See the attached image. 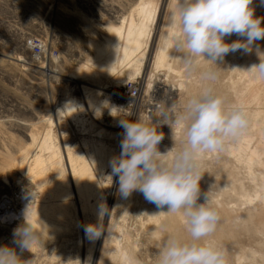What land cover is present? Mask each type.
<instances>
[{
	"label": "rangeland",
	"instance_id": "obj_1",
	"mask_svg": "<svg viewBox=\"0 0 264 264\" xmlns=\"http://www.w3.org/2000/svg\"><path fill=\"white\" fill-rule=\"evenodd\" d=\"M168 2L170 0H0V203L16 212L21 210L24 198L29 204L39 200L40 192L45 191L28 175L38 158L48 166L60 162V169L65 167L66 176L71 179L68 161L71 156L91 169L97 183V193L85 201L83 211L75 190L70 187L67 213L61 220H51L53 229L38 245H33L31 253H23L24 259L32 258L34 264H100L101 260L119 264L123 253L127 252L134 264H156L161 245L155 237L157 225L149 215L155 210L167 211V206L158 208L138 191L122 198L118 192V177L111 179L109 175L110 161L121 151L120 119L149 118V123L158 127L155 122L162 119L161 106L168 108L175 104L179 108L187 98L185 94L201 88L197 77H184L187 75L183 65H178V55L171 59L172 66L178 61L177 69L153 68L150 54L155 53L159 44ZM149 4L154 17L148 21L143 46L131 53V61L105 73L91 75L87 72L88 68H93L89 62L91 43L103 45L105 39L112 37L108 31L111 27L123 32L132 25L131 31H134V27L143 23V9ZM254 5L255 14L264 17L260 0H254ZM32 39L48 46L46 60L36 61L28 46ZM257 45L259 52L255 47L248 53L235 52L233 58L239 68L242 65L249 68L256 57L259 62L260 55H263L261 60L264 59V40ZM52 50L58 54L54 58L49 57ZM222 64L224 60L217 67H211L218 74L213 87L233 104L230 94L218 89L224 81ZM173 72L179 75L174 77ZM244 72L243 76L236 75V79L244 78L240 80L242 85L249 81L248 84L259 88L260 92L254 93L256 100L246 95L249 100L244 101L243 106L258 108L264 114V81ZM226 74L228 77L232 74L230 69L226 68ZM130 84L141 90L138 104L133 108L125 107L116 98ZM159 84L174 87V92L160 93ZM80 85L106 95L101 97L106 101L103 109L94 111L88 107L87 96ZM70 100H75L76 108L82 110L79 120L67 112L65 103ZM251 128L249 125L245 131L251 134V139L243 141L248 149L244 163L235 161L226 152L228 146L237 145L239 140L229 142L222 153H205L200 157L201 190L207 193L220 217L215 232L207 239L225 253L226 264L232 263L230 258L239 253L244 254V258L253 255L255 264L264 256V236L251 231V225L244 218L248 210L260 204L259 200L248 204L249 200L263 193L262 183L253 182L248 170L251 168L255 176L264 177V144L259 159L253 162L248 159L261 144L258 132ZM159 131L164 134L159 144L162 153L173 146L174 151L180 148L182 131L179 127L164 125ZM224 164L236 167L238 176L224 174V167L221 168ZM55 173L52 168L46 170L47 191ZM199 202H203V196ZM102 203L109 210L102 220L104 233L97 239H89L83 226L99 222L98 208ZM183 226L186 229L185 223ZM5 228L8 227H0V245L14 246L13 233Z\"/></svg>",
	"mask_w": 264,
	"mask_h": 264
},
{
	"label": "clouds",
	"instance_id": "obj_2",
	"mask_svg": "<svg viewBox=\"0 0 264 264\" xmlns=\"http://www.w3.org/2000/svg\"><path fill=\"white\" fill-rule=\"evenodd\" d=\"M264 5V0H260ZM254 0H176L170 12L166 49L179 54L189 77H197L200 90L182 104L159 108L161 120L154 126L149 118L120 119L123 138L121 151L110 161L109 178L118 177V192L128 198L140 192L158 208L167 206L168 214L184 218L190 240L170 235L156 256V264H226L225 253L209 241L220 219L207 193H202L200 157L205 153H222L229 142L238 140L249 126L248 113L242 104H229L216 93L213 84L218 74L210 66L202 68L201 59L217 65L229 53L259 52L258 41L264 40V17L255 14ZM238 39L228 43L226 38ZM256 80L264 81V60L247 68ZM175 125L182 131L180 148L159 150L164 139L159 129ZM169 153H173L169 156ZM203 196V202H199ZM28 210V209H27ZM109 210L98 208L99 222L83 226L89 239L103 233L102 220ZM40 242L27 219L13 231L14 246L0 245V264H34L24 259Z\"/></svg>",
	"mask_w": 264,
	"mask_h": 264
},
{
	"label": "bare ground",
	"instance_id": "obj_3",
	"mask_svg": "<svg viewBox=\"0 0 264 264\" xmlns=\"http://www.w3.org/2000/svg\"><path fill=\"white\" fill-rule=\"evenodd\" d=\"M168 3L169 5H168L167 13L165 15V20L163 19L164 22L162 25L159 44L156 48L155 53L150 54V58L153 59L152 61H153L154 69L167 68L170 71H172L173 68H175V66L177 67L178 65H181L182 63L178 59L179 58L178 57L177 60L180 61L179 62L180 64H178V61H174L175 65L173 64L174 66H172L171 62L172 60H174L173 58L174 57L176 58V55L179 56V54L175 53L172 49H166V36L170 32V29L168 27L169 15H170V12L175 7L176 0H170V2ZM150 6L151 5L149 4L146 8L143 9V19H144L143 23L139 27H134V31H131L133 29L132 25L128 29L123 30V32L119 31L118 29L114 27H111V28H108V31L110 34H112V37L105 39V43L103 45L97 44L95 46L94 43H91L90 48L92 50V57L89 62L91 64L90 66H92L93 68L92 69L88 68L87 72H89L91 75L101 74V73H105L108 71H112L117 66L119 65L121 66L131 61L130 60L131 53L132 52L134 53L139 47L143 46L144 36L148 28V21H151L154 17V11H152ZM236 39H238L236 35H233L230 38H226L228 43H231L232 41ZM234 54L235 53H229L227 56L224 57V65L222 64L224 66V79H223L224 81L220 82L218 89L226 94H230V97H232L234 100L233 103L244 105L243 102L246 100H249L247 96H251L254 100H256V98L254 97V93L257 95L260 92V89L257 87H254V85H249L248 84L250 83L249 81L247 82V84L245 82V84L242 85L243 83L240 82L241 79L244 80V78L242 77L241 79L239 78L236 79V75L243 76L242 74L245 73L244 71L248 68V66L246 65V67L243 68L244 65H242L239 68L238 66L239 64L236 63V60H235L236 58L235 59L233 58ZM262 56L263 55H260L259 62L262 59ZM259 62L256 57L254 59L253 64H258ZM201 65H202V68L214 66V65H209L207 61H203ZM226 68L227 70L230 69L232 73L229 77L226 74ZM174 72L170 74L173 75ZM180 72L182 73V71ZM177 74L178 72L176 73V75ZM176 75H173V76L175 77ZM225 76L227 77L225 78ZM63 77L67 79L66 76H63ZM184 77L188 78V76H184ZM199 83L201 84L200 81ZM191 87L192 86H190V89ZM199 87H196V89L191 90V92H189L187 96L185 94L184 97H188L192 94L197 93L200 90ZM79 88L85 91V94L88 99V107L91 110L100 111L101 109H103V105H104L103 103H105L106 101L103 102L104 99L102 98L103 99L102 100L101 97L106 96V95H103V93L101 92L94 91L88 87H85L84 85L83 86L80 85ZM157 89L160 93H172L174 92L175 88L170 87V85H165V84L160 85L159 84ZM250 101H252V99H250ZM75 103H76L75 100H70L69 102L65 103V105H66L69 116L74 119L79 120V115L82 113V110L80 111L78 108H76ZM105 105H108V104L106 103ZM105 108L113 112L110 109V107L105 106ZM245 110L248 113L249 125L252 127L251 129L253 132H258L259 141L261 143L250 154L248 158L250 162H253L256 159L260 158L261 148H262V145L264 144V138H263V135H264L263 115L264 114L263 112L259 111L258 108L254 110L250 108H245ZM247 138L251 139V134L249 132H245L238 139L239 141L237 145L231 144V146H228L229 148L226 150L228 156L230 155L231 157H233L232 159H235V161H239V162L242 161L244 163L245 152L248 149L245 146L243 141ZM202 159L203 158H201V160ZM68 161H69V166H70L71 179L67 178L65 167L62 170L60 169V165H61L60 162L52 163L48 166L47 163H45V161L42 160L41 158L36 159L34 168L28 175H30V178L34 180L35 182H37L39 188L45 192H40L41 196L40 198L38 197L39 200L34 203L29 204L27 203L25 198L24 199L22 198L23 199L21 203L22 208L20 211H16V212L15 210L7 209L8 206L6 204L0 203V227H2V225L7 226L8 228L7 229L5 228V230L8 233L9 232L13 233L14 229H16L19 225L24 223L25 213L27 211V219L34 226L35 231L38 234L39 241H42L50 233L49 231L53 229L51 220L52 219L61 220L62 216H64L65 213H67L66 212V206H67L66 198H67L68 190L70 189V187H73V189L75 190L77 197H78L79 206L81 210L83 211L85 209V205H84L85 201L97 193V190H96L97 183L95 180V176L93 172L91 171V169L85 163H77L78 161L74 160L71 156H69ZM222 167H224V174L229 172L231 176L234 178L238 176V169L236 167H233L230 164H227V165L224 164L223 166H221V168ZM262 167L264 168V163ZM51 168L56 173L54 174V178L51 182L50 191H47L49 188V185L44 176H45L46 170L51 169ZM248 170H249V174L252 176L254 180L253 182L259 181L262 183L260 188H261V191H263V193L261 196H256L255 198H252L249 200L248 204H252V202L255 200H259L260 204L259 206H256L253 209L248 210L244 214L245 215L244 218L246 217L245 219H247V222L251 225V229H250L251 231H254L264 236V177L255 176L251 168H249ZM226 188L228 189V187ZM222 190L221 192H223ZM225 211L231 212L229 209H225ZM164 212H161V210H155V211H152L151 214L149 215V217L152 218V220L157 225L156 230H155V237H156V241L160 243L161 247L163 246L165 240L170 235L177 236L181 239H184V237L189 239L190 236L187 230L184 228L185 226H183L184 218L179 213L168 214ZM36 244L38 245L39 242ZM244 256L245 255L242 253H239L235 257L232 256L233 259L230 258L229 260V261H232V263L230 264H243V262L245 263L248 261L250 262H248L247 264H255L253 255H249L245 258ZM257 260L258 259H256V261ZM100 264H108V261L101 260ZM119 264H134V262L132 261L131 257L127 255V252H125L123 253L122 260ZM259 264H264V256H260Z\"/></svg>",
	"mask_w": 264,
	"mask_h": 264
},
{
	"label": "built area",
	"instance_id": "obj_4",
	"mask_svg": "<svg viewBox=\"0 0 264 264\" xmlns=\"http://www.w3.org/2000/svg\"><path fill=\"white\" fill-rule=\"evenodd\" d=\"M34 58L36 61L40 62L42 60H46L47 58V48L48 46L36 39H32L28 44ZM58 54L55 50H52L49 54L50 58L56 57ZM141 96V90L134 84H130L129 86H125L124 91L120 94L116 95L118 102L122 103L125 107L133 108L138 104V101Z\"/></svg>",
	"mask_w": 264,
	"mask_h": 264
}]
</instances>
